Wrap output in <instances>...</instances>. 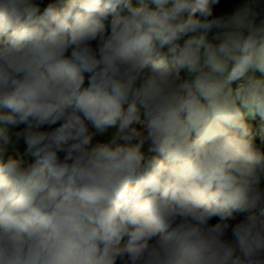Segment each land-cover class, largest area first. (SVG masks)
<instances>
[{
    "label": "clouds",
    "instance_id": "9594fccd",
    "mask_svg": "<svg viewBox=\"0 0 264 264\" xmlns=\"http://www.w3.org/2000/svg\"><path fill=\"white\" fill-rule=\"evenodd\" d=\"M220 2L0 0V264H264V0Z\"/></svg>",
    "mask_w": 264,
    "mask_h": 264
},
{
    "label": "trees",
    "instance_id": "16d2710c",
    "mask_svg": "<svg viewBox=\"0 0 264 264\" xmlns=\"http://www.w3.org/2000/svg\"><path fill=\"white\" fill-rule=\"evenodd\" d=\"M232 1H235V0H221L220 4L214 7V11L217 14L222 12L224 7ZM68 2L69 0H33L34 4H37L40 6L41 12L49 3L56 4L59 10L60 8L66 6ZM110 19L111 18H109V21L106 23H110ZM109 31H110V28H109ZM244 119H245V123L247 124L248 130H249V135L246 137V139L252 143L253 150L257 154L264 156V116H262L259 113H254L248 117L245 116ZM14 158L21 159L24 162V164L31 163L34 160V157H32L27 152H22V153L15 152ZM261 187L264 188V173L261 174ZM234 215L236 216V219L230 221V223L233 225L236 222H238L240 219H243L244 217V214L242 213L234 214ZM216 222H219V217H213L209 221L210 224H214ZM228 234L230 235V230Z\"/></svg>",
    "mask_w": 264,
    "mask_h": 264
},
{
    "label": "rangeland",
    "instance_id": "374dc122",
    "mask_svg": "<svg viewBox=\"0 0 264 264\" xmlns=\"http://www.w3.org/2000/svg\"><path fill=\"white\" fill-rule=\"evenodd\" d=\"M134 1V3H136V0H133ZM239 2V0H235V1H232V2H230L228 5H226L225 7H224V9L223 10H225V9H228V8H230L232 5H234V4H236V3H238ZM222 10V11H223ZM249 74H253V73H249ZM254 75L257 77V78H260V79H264V73H261V72H259V71H256L255 73H254ZM235 84H236V82H234V84H233V88L235 89ZM250 115H252V114H249L248 112H247V110H245V116H250ZM114 132V130H110V132L109 133H107V134H105L104 136H98V137H96V141H99V142H105V141H107L108 139H110V137H111V135H112V133ZM96 141H94V142H96ZM26 146H24L23 145V143L21 142V144H19V145H17L15 148H9V150H8V154L7 155H10V156H12L13 158H14V153L15 152H19V153H22V152H26ZM147 149V145H145V150ZM7 155H6V159H7ZM26 164H28V163H26ZM25 164V165H26Z\"/></svg>",
    "mask_w": 264,
    "mask_h": 264
},
{
    "label": "built area",
    "instance_id": "2783aa9c",
    "mask_svg": "<svg viewBox=\"0 0 264 264\" xmlns=\"http://www.w3.org/2000/svg\"><path fill=\"white\" fill-rule=\"evenodd\" d=\"M242 82V81H237L236 84H235V87L238 86V84ZM119 264V263H118Z\"/></svg>",
    "mask_w": 264,
    "mask_h": 264
}]
</instances>
